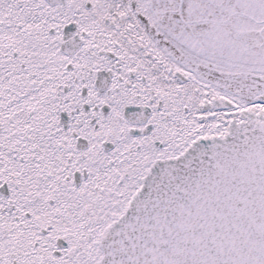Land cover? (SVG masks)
Listing matches in <instances>:
<instances>
[{
	"label": "snow or ice",
	"instance_id": "snow-or-ice-1",
	"mask_svg": "<svg viewBox=\"0 0 264 264\" xmlns=\"http://www.w3.org/2000/svg\"><path fill=\"white\" fill-rule=\"evenodd\" d=\"M0 264H264V0H0Z\"/></svg>",
	"mask_w": 264,
	"mask_h": 264
}]
</instances>
